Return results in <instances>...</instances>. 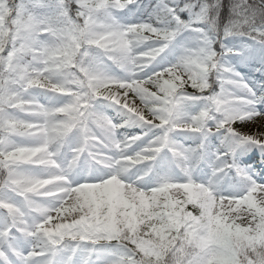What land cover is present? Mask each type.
<instances>
[{
    "label": "snow or ice",
    "instance_id": "1",
    "mask_svg": "<svg viewBox=\"0 0 264 264\" xmlns=\"http://www.w3.org/2000/svg\"><path fill=\"white\" fill-rule=\"evenodd\" d=\"M0 264H264V0H0Z\"/></svg>",
    "mask_w": 264,
    "mask_h": 264
}]
</instances>
